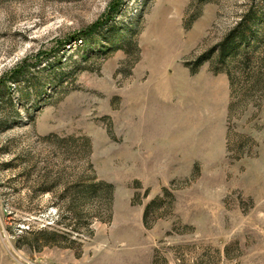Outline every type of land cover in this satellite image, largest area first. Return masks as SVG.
Instances as JSON below:
<instances>
[{
	"label": "rangeland",
	"instance_id": "1",
	"mask_svg": "<svg viewBox=\"0 0 264 264\" xmlns=\"http://www.w3.org/2000/svg\"><path fill=\"white\" fill-rule=\"evenodd\" d=\"M262 4L0 0V264H264Z\"/></svg>",
	"mask_w": 264,
	"mask_h": 264
},
{
	"label": "trees",
	"instance_id": "2",
	"mask_svg": "<svg viewBox=\"0 0 264 264\" xmlns=\"http://www.w3.org/2000/svg\"><path fill=\"white\" fill-rule=\"evenodd\" d=\"M262 1V6L258 8L263 9V13L258 14L256 10L251 11L250 14H248L246 18H243V21L237 25L234 31L209 54L210 57H214L216 61L214 65L217 66V69H215L214 72L216 74L226 73L230 79L231 86L233 85V81L230 70H234L236 69L235 67H240V65L248 67L252 62V55L264 48V0ZM118 9L119 5L111 8L109 12L111 19L116 17ZM119 38L120 36H118L115 41ZM192 72L195 73L194 71ZM18 78L19 77L16 76V78L12 80L13 83H16ZM261 81L258 80L257 82L259 83L257 84L260 85L262 83ZM257 86L258 85H255V87ZM82 185L81 187L91 195L97 193L98 186L93 184ZM105 187L109 190L112 188L109 185Z\"/></svg>",
	"mask_w": 264,
	"mask_h": 264
}]
</instances>
